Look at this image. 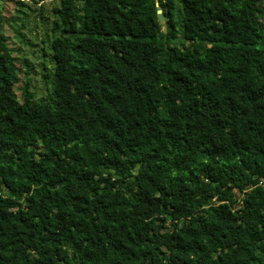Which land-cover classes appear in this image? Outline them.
<instances>
[{
  "label": "trees",
  "instance_id": "16d2710c",
  "mask_svg": "<svg viewBox=\"0 0 264 264\" xmlns=\"http://www.w3.org/2000/svg\"><path fill=\"white\" fill-rule=\"evenodd\" d=\"M259 1L59 0L46 99L0 34V264H264Z\"/></svg>",
  "mask_w": 264,
  "mask_h": 264
},
{
  "label": "rangeland",
  "instance_id": "374dc122",
  "mask_svg": "<svg viewBox=\"0 0 264 264\" xmlns=\"http://www.w3.org/2000/svg\"><path fill=\"white\" fill-rule=\"evenodd\" d=\"M21 3V4H19ZM59 0H0V34L16 57L19 81L14 92L20 98L25 84L34 99H46L52 88L49 42L53 29V7ZM264 26V0L259 1Z\"/></svg>",
  "mask_w": 264,
  "mask_h": 264
},
{
  "label": "water",
  "instance_id": "95a60500",
  "mask_svg": "<svg viewBox=\"0 0 264 264\" xmlns=\"http://www.w3.org/2000/svg\"><path fill=\"white\" fill-rule=\"evenodd\" d=\"M157 15H158L159 20L162 21L164 16L161 14V10L159 7H157Z\"/></svg>",
  "mask_w": 264,
  "mask_h": 264
}]
</instances>
